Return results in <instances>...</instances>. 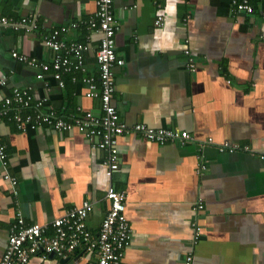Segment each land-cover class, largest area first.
Segmentation results:
<instances>
[{
  "label": "crops",
  "instance_id": "obj_1",
  "mask_svg": "<svg viewBox=\"0 0 264 264\" xmlns=\"http://www.w3.org/2000/svg\"><path fill=\"white\" fill-rule=\"evenodd\" d=\"M234 0H114L119 26L116 52L125 61L116 69L113 104L128 127L187 131L194 141L160 145L142 134L118 138L120 170L106 175V152L78 131L43 126L20 132L0 123L7 146V171L0 165V261L16 214L27 224H47L90 202L87 228L97 233L105 219L110 185L127 195L126 214L134 235L122 264H264V0H250L253 13L238 12ZM162 10L165 24H155ZM95 0H0V17L38 18V30L0 33V103L14 88L32 87L65 118L79 109L102 115L100 99L85 96L82 73L64 75L65 87L52 80L47 92L37 71L13 52L50 61L44 35L66 26L63 37L87 42V75L99 78L95 50L100 33L86 23ZM83 23L74 28V23ZM191 56L195 72L187 64ZM76 78V81H74ZM82 111V112H83ZM213 138L215 144H207ZM240 144L249 152H221L219 145ZM205 166V169H203ZM203 205L199 209V205ZM201 235L195 243V229ZM195 243V244H194ZM77 252L29 264H87Z\"/></svg>",
  "mask_w": 264,
  "mask_h": 264
},
{
  "label": "built area",
  "instance_id": "obj_2",
  "mask_svg": "<svg viewBox=\"0 0 264 264\" xmlns=\"http://www.w3.org/2000/svg\"><path fill=\"white\" fill-rule=\"evenodd\" d=\"M95 2L96 14L86 26L90 31L100 33V42L95 50L98 79L87 75L86 68V54L92 49L94 35H90L87 42L67 40L63 37V34L69 30L66 26L48 32L42 39V45L52 53L50 61H42L18 52H13L12 57L35 69L37 80L43 83L47 92L52 87V80L60 88H64V75L84 74L83 82L88 88L85 96L89 99H100L102 115L96 116L79 109L77 114L65 118L57 114L49 105L48 93L40 97L35 94L32 87H18L0 103V123L11 120L23 133L37 131L43 126L52 127L59 132L76 130L93 147L106 152L104 163L106 175L112 179L121 166L119 137L139 133L147 140L160 145L179 143L181 146L194 141V138L187 131L151 128L146 124H136L130 128L121 121L113 99L116 93V69L123 67L125 61L119 58L116 52V35L119 26L113 12L114 0H95ZM233 4L238 12L253 13L254 11L250 0H234ZM82 24L76 22L72 27L79 28ZM155 24L157 26L165 24L162 10H159ZM38 26V18L34 15L21 20L0 17V33L7 29L32 33L38 30ZM186 54L189 56L187 67L195 72L197 66L191 51L187 49ZM7 84V77L0 73V87H6ZM207 143L215 144V141L210 138ZM218 149L230 153L251 151L248 146L240 144H223L219 145ZM260 158L264 160V155ZM8 164L7 146L0 136V165L5 169L3 178L7 183L16 186L18 179L8 173L6 170ZM106 200L109 203V210L97 233L91 232L86 226V220L93 210L92 204L87 201L47 224L29 225L22 213L18 212L10 228L8 246L0 264H29L33 258L40 257L46 260L52 255L66 259L77 252L90 257L87 264H122L134 235L126 214L127 195L123 191H118L114 185H110ZM198 208L202 209L203 205L200 204ZM201 230L198 226L195 229V243L201 235ZM193 260L194 252L191 251L185 264H193Z\"/></svg>",
  "mask_w": 264,
  "mask_h": 264
},
{
  "label": "bare ground",
  "instance_id": "obj_3",
  "mask_svg": "<svg viewBox=\"0 0 264 264\" xmlns=\"http://www.w3.org/2000/svg\"><path fill=\"white\" fill-rule=\"evenodd\" d=\"M254 9V8H253ZM193 142V141H192ZM191 143V142H190ZM189 144V143H188ZM208 144V143H207Z\"/></svg>",
  "mask_w": 264,
  "mask_h": 264
},
{
  "label": "water",
  "instance_id": "obj_4",
  "mask_svg": "<svg viewBox=\"0 0 264 264\" xmlns=\"http://www.w3.org/2000/svg\"><path fill=\"white\" fill-rule=\"evenodd\" d=\"M51 257H53V255Z\"/></svg>",
  "mask_w": 264,
  "mask_h": 264
},
{
  "label": "trees",
  "instance_id": "obj_5",
  "mask_svg": "<svg viewBox=\"0 0 264 264\" xmlns=\"http://www.w3.org/2000/svg\"><path fill=\"white\" fill-rule=\"evenodd\" d=\"M251 2V1H250ZM251 5V4H250Z\"/></svg>",
  "mask_w": 264,
  "mask_h": 264
}]
</instances>
